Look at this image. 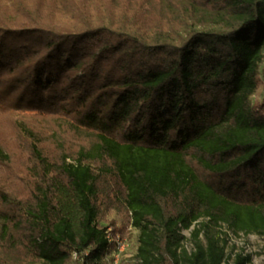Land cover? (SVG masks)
<instances>
[{"label":"trees","instance_id":"trees-1","mask_svg":"<svg viewBox=\"0 0 264 264\" xmlns=\"http://www.w3.org/2000/svg\"><path fill=\"white\" fill-rule=\"evenodd\" d=\"M263 60L264 0H0V110L43 169L30 201L0 190V250L107 264L105 172L137 230L128 264H251L225 247L229 230L264 233ZM31 110L87 144L49 162L57 130Z\"/></svg>","mask_w":264,"mask_h":264},{"label":"rangeland","instance_id":"rangeland-1","mask_svg":"<svg viewBox=\"0 0 264 264\" xmlns=\"http://www.w3.org/2000/svg\"><path fill=\"white\" fill-rule=\"evenodd\" d=\"M264 67V60L260 69ZM13 100L15 93H11ZM10 96V97H11ZM264 98V79L260 77L259 85L253 94L254 104H260ZM29 125L38 129L39 133L53 128L57 130L54 135L46 134L39 147L42 154L51 163H60L61 152H66L71 158L79 146L86 145L72 132L56 127L55 117L47 114L40 115L37 111H28ZM7 113L0 110V146L7 152L8 160L0 161V190L9 193L21 200H31L35 185L42 180L43 169L31 152L30 140L12 122ZM41 131V132H40ZM59 137V138H58ZM58 138L59 140H57ZM60 144V145H59ZM104 163L109 165V161ZM98 199L99 223L106 226L113 237V244L105 255L107 264H128L133 258L137 247V230L130 224L129 214L123 204V191L117 178L112 173H99ZM1 206V205H0ZM223 230H226L223 227ZM23 232V230H20ZM18 230L14 233L17 236ZM190 230H182L185 236L184 245L190 248ZM118 242H122L118 246ZM7 245L0 250L1 264H41L26 256L15 241L12 247ZM225 251L227 256L233 258L235 253L249 255L251 264H264V233H245L227 231Z\"/></svg>","mask_w":264,"mask_h":264},{"label":"built area","instance_id":"built-area-1","mask_svg":"<svg viewBox=\"0 0 264 264\" xmlns=\"http://www.w3.org/2000/svg\"><path fill=\"white\" fill-rule=\"evenodd\" d=\"M110 240H113V237H110ZM121 244H122V242H118V246Z\"/></svg>","mask_w":264,"mask_h":264}]
</instances>
